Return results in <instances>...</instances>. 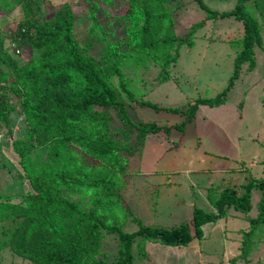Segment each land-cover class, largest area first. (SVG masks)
Listing matches in <instances>:
<instances>
[{
    "label": "trees",
    "instance_id": "obj_1",
    "mask_svg": "<svg viewBox=\"0 0 264 264\" xmlns=\"http://www.w3.org/2000/svg\"><path fill=\"white\" fill-rule=\"evenodd\" d=\"M98 1L101 0L89 6L91 18L100 10ZM171 1L121 0L126 6V13L122 17L127 18L138 9L142 13V25L133 33H124L127 44L122 48V53L118 43L110 47V51H104L103 65L96 66L82 57L83 44L78 43V37L73 32V15L68 5L51 17L39 20L36 0H0V8L15 5L23 8L25 19L18 25L14 40L21 53L28 49L29 55L25 64L19 66L4 51L0 35V122L7 125L13 110L5 93L9 89L21 99L23 111L33 123L34 133L27 145L16 143L14 147L20 162L28 168L25 176L34 193L25 195V204L12 217L0 212V222L8 218L23 221L21 231L15 230L8 241L0 242V251L9 247L16 256L36 264H107L103 258H98L103 255L102 236L115 234L119 256L112 264H132L135 243L142 258L145 257V242L186 247L194 239L202 238L203 225L224 217L226 207L241 213L250 211L252 186H247L241 196H237L235 191H224L215 203L218 209L216 214L195 209L192 218L176 228L144 226L137 219L134 222L139 228L133 233H124L114 226V223H118L112 214L114 207L123 209L115 193L120 189L119 179L124 176L127 158L141 151L149 135L160 131L168 134L172 129L184 132L195 119L200 106L217 107L224 104L227 92L239 78L242 65L249 63L252 71L255 68L254 50L263 48L257 9L252 4L255 0H236L232 9L222 12L212 9L204 0H195L205 13V18L192 24L183 36H177L173 30L171 11L167 8ZM227 18L242 24L243 37L236 41L242 49L234 58L233 74L223 91L213 98H198L182 108L140 102L142 107L155 112H171L184 119L169 127H159L150 122L135 123L129 117L124 102L119 100L120 91L134 100L131 91L121 80V67L128 64L137 67L154 59V63L162 61L165 66L162 71H165L177 62L183 46L194 47L193 38L207 21ZM122 19L119 18L120 21ZM95 25H98V21ZM103 32L105 35L106 32ZM166 49L170 51L160 59L159 50ZM127 50H130L129 54ZM114 78H118L116 85L112 83ZM5 83H9V86L6 87ZM33 104L34 110L31 107ZM109 109L114 110L125 128L123 133L126 139L123 141L122 137L124 154H120L122 147L118 141L110 137L108 122L112 119L106 113ZM44 146L47 153L42 160V155H34L33 152ZM38 167L41 169L37 171ZM51 170L54 173L49 177ZM258 188L262 190L263 198L258 207V217L250 220L249 233L260 222V226L264 227V180ZM86 190V195L91 196L87 212L83 197L78 206L69 201L70 196L80 198V194ZM34 203L43 205L45 211L38 215L33 210ZM53 203L56 206L50 207ZM67 209L71 210V214ZM11 210H14L12 206ZM59 215L65 219V229L47 228L48 220ZM245 239L244 251L247 249L246 243L250 242ZM240 256L245 258L246 254Z\"/></svg>",
    "mask_w": 264,
    "mask_h": 264
},
{
    "label": "rangeland",
    "instance_id": "obj_2",
    "mask_svg": "<svg viewBox=\"0 0 264 264\" xmlns=\"http://www.w3.org/2000/svg\"><path fill=\"white\" fill-rule=\"evenodd\" d=\"M96 1L36 0V11H38L37 18L44 20L54 15L63 6L68 5L73 15V32L78 37V43L83 44L81 47L82 49L84 48V52H81L82 57L93 62L96 66H102L105 50L110 51V47L119 43L118 48L120 49V53L123 52L122 48L127 44L124 42V33H133L140 29L142 25V13L138 9H135L131 16L124 18L122 16L126 13V6L121 3V0H112L111 2L101 0L97 2L100 8L99 12L96 11L93 15L94 18H91L88 9ZM204 1L209 7L219 12L232 9L236 2V0ZM263 2L264 0L252 2L253 6L257 9L256 17L261 28L263 40V48H255L254 50L255 68L251 71L248 67L249 63L243 64L239 78L226 94L224 104L214 108L205 106L209 110L214 109L213 112L206 109L199 111L197 118L192 124L186 126L184 132L172 129L168 134L160 131L148 136L162 138L169 142L168 145L172 147L169 150V158H171L173 151H178L179 159L182 163L187 159L193 160L197 168L204 169L200 172L201 178L204 177V171L206 170L205 174L208 176L205 175V177H207V182L210 183L201 186L200 189L204 188L205 195L208 193L211 200H215L214 197L218 199L223 190L228 191V189H221L225 184L222 185L223 182H221V171L234 169V173L235 171L244 172V170H240L244 165L247 173H252V175H248L250 177L249 181H253L254 183L258 181L261 175L262 164L260 162L264 158V146L263 148L260 147V142L264 141V107L260 105L258 96L264 101ZM249 5H251V2H249ZM167 8L171 11V17L174 22L173 30L177 36L185 35L192 24L205 18V13L199 9L195 0H172L167 4ZM119 18L123 19L120 21ZM24 19L25 13L20 5L3 6L0 8V35L3 38V49L9 53L19 66H23L29 58L28 49L27 51H23L22 54L16 47L14 40V33ZM96 21H98V25H95ZM102 30L106 32L105 35ZM242 37V24L233 18L207 21L205 26L196 32L193 38L194 47L188 48L183 46L179 50L177 62L168 66L165 71H162V67H165L162 61L154 63V59H150L144 65L137 67L129 64L123 65L121 67V80L126 84L127 89L131 91L134 100H130L123 91L119 93V100L124 102L129 117L135 123L150 122L155 123L159 127H169L179 124L184 118L178 114L163 111L155 112L151 108L142 107L139 103L147 101L159 107L182 108L198 98L215 97L227 86L229 78L233 74L234 58L242 49L236 41ZM97 38H100V40ZM110 41L113 42L109 43ZM169 51L167 49L164 51L159 50L158 57L160 59L164 58V55ZM129 52L130 50H127L126 53L129 54ZM117 82L118 78L112 80L114 85ZM4 85L8 87L9 83H5ZM5 93L7 102L12 106L13 110L9 114L7 125L0 122V212L12 217L13 213H17L19 207L24 203L25 195L27 193H34L29 180L25 176L28 168L27 166L24 167L20 162L21 159L18 157L14 147L16 143L22 146L27 145L33 138L34 133L33 123L28 119L26 112L23 111L21 99L9 89ZM241 106L244 108L242 113ZM31 107L34 110L35 104ZM29 108L30 105L27 106V110ZM98 110H101V108ZM106 113L112 119L108 122L110 137L116 139L121 145V154L125 147L122 142L125 128L114 110L109 109ZM240 119H242V125L239 121ZM248 128H252L248 136L241 135ZM181 135H184L182 147L179 150H174L177 148V142L182 139ZM125 139L124 137L123 141ZM171 139L176 141L171 143ZM133 140L134 137H132V142ZM262 145H264V142ZM143 148L144 145L141 151L127 158L128 165L124 176L119 179L120 189L115 193L118 195L123 209L118 210L114 207L112 214L116 216L114 219L118 221V223H114V226L124 233H133L138 230L139 227L133 222V219H137L145 226L153 228H176L190 219L191 215L188 216L187 214H192L193 209L189 207L192 200L199 207L197 193L189 192L188 187L176 190L170 189L171 192L167 196H164V200L159 204L157 203L158 200H156L157 191L151 190L147 194L149 197H145L144 193L141 198L139 197V192L137 191L142 188L140 187L141 184L148 182L149 179L140 170L143 162L141 154ZM46 153L47 147L45 146L36 148L33 152L34 155H42V160H44ZM253 156H256V158L254 159ZM199 158L202 159V162L197 164L196 160ZM251 161L253 165H251ZM40 169L38 167L37 171ZM257 170L258 172H256ZM53 173V170H51L49 177ZM142 176L143 178H141ZM193 177L195 182L199 184L203 182V180L199 179V172ZM158 178H161L160 175ZM152 179H157V177H153ZM215 183L218 185H216L218 189L214 186ZM155 185H159V183ZM211 186L214 187L211 188ZM219 189L220 191L222 190L221 193ZM152 192L153 195H151ZM259 192L261 190L254 185L250 199L251 211L247 212L250 215L258 211ZM86 193L87 190L82 192L80 198L78 196H70L69 201L78 206L83 197V205L86 207L87 212V208H90L91 196L86 195ZM175 196L179 200L174 204ZM188 196L191 200H189ZM141 199L148 201L146 202V209L141 208ZM165 202L164 211L159 213L162 204ZM176 203L180 204L178 208H181V212L176 207ZM11 206L14 208L13 211L11 210ZM49 206L54 207L56 205L53 203ZM173 207H176V209ZM43 208V205L34 203L33 210L37 211L38 215L45 211ZM202 210L207 212L208 208H202ZM66 211L71 214V210L67 209ZM227 212L228 210L224 216L227 215ZM229 212L235 215L240 213L234 208L230 209ZM22 222V219L19 218H8L1 221L0 242L8 241L10 234L15 230L21 231ZM229 222L230 219L227 220L226 226H228ZM242 224L243 222L235 220L230 230L226 231L227 236L229 237L232 233L237 235V229H241ZM260 224L261 222L255 228L257 234L254 235V242L258 244L255 253L245 258L238 255V260L233 264H237L238 262V264H264V227H261ZM46 227L49 229L56 228L57 230L65 229V219L62 215L51 218L48 220ZM220 230L216 232L211 231L208 233V238L201 240L199 243L201 252L203 250L209 252L211 259L217 262L222 258L225 259L223 251L227 240ZM103 233L105 235V232ZM233 234L232 236H234ZM116 236L115 234L102 236L101 252L103 255L98 258H103L107 264H112L119 256ZM135 244L133 245L134 261L132 264H145V260L138 254ZM240 245L242 246L241 243ZM234 246V248H231L232 251L236 250L237 245ZM153 258L156 259L155 264L175 263L171 260L166 261V263L165 259L167 260V257L164 255L161 257L153 256L150 260H153ZM0 264L36 263L16 256L7 247L0 251Z\"/></svg>",
    "mask_w": 264,
    "mask_h": 264
},
{
    "label": "crops",
    "instance_id": "obj_3",
    "mask_svg": "<svg viewBox=\"0 0 264 264\" xmlns=\"http://www.w3.org/2000/svg\"><path fill=\"white\" fill-rule=\"evenodd\" d=\"M258 100L260 101L259 102L260 105H262L264 107V101L262 100V98L258 96ZM242 106H241V113L244 109V108H242ZM203 109L209 110L205 106H200L197 110L196 115H195V119L197 118L198 112L203 111ZM213 110L214 109H210L209 111L213 112ZM194 120H193V122H194ZM241 120L242 119L239 120L240 123H241ZM192 123H190V124H192ZM190 124H188V125H190ZM241 125H242V123H241ZM251 130H252V128L251 129L248 128V129H246V132L242 133L241 135L248 136V133ZM249 135H251V134H249ZM183 137H184V135L183 136L181 135L182 139H180V141L177 142L178 143L177 148H175V149L173 148L174 150H179L182 147ZM171 140H172L171 143H174L176 141L174 139H171ZM263 142H260V147H262V148L264 146V145H262ZM168 143H169L168 141H165L162 138L160 139V138H157L154 136H151V137L147 136L146 139L144 140V148H143V151L141 153L143 162H142V166H140L141 167L140 170H141L142 174L145 173L144 176L145 175L148 176V178H149L148 182L150 181V183L146 182L144 184H141L140 187H142V188L139 191H137V192H139V197L141 198L143 193H144L145 197L148 196L147 194H149V192H151V190L157 191L158 194L156 196V200H158L157 203L159 204L164 200V196H167L171 192L170 189L176 190L179 188L188 187L189 192L197 193V196L199 199L198 200L199 207L193 203V200H192L191 204L189 205V207H191L193 209L192 214H187L188 216L191 215L190 219L192 218L195 209L202 210V208H208V211L205 213L216 214L218 212V209H217V206L215 205V203L219 198L217 199L216 197H214L215 200H211L210 195H208V193H206L207 195H205L204 188L200 189L201 186L207 185L208 183H210V182H207V177H205V175H207V174H205L206 170L204 171V177L201 178L202 175L200 174V172H202L203 168H197L194 164V161L191 159H187L184 161V163H182L181 160L179 159L178 151H173L171 158H169L168 157L169 150H171L172 147H171V145H168ZM253 158L255 159L256 156H253ZM196 162H197V164H200V162H202V159L199 158L196 160ZM260 163L262 164L261 175L258 178V181L256 183H254L253 181H249L250 177H248V175L249 174L252 175V173H247V169L244 165L240 169V170H244V172L235 171V173H234L233 172L234 169L221 171L222 172V174H221L222 181L221 182H223L222 185L225 183L223 185V188H221V189H228V191H235L237 193V196H241L245 193L247 186H252V189H251V192H252L254 185L258 188L260 185L259 180H261V181L264 180V171H263V169H264V158ZM202 165H203V163H202ZM251 165H253V162L251 163ZM141 172H140V174H141ZM198 172H199V176H200L199 179L201 181L203 180V182L200 184L198 182H195L194 177H193L196 174H198ZM256 172H258V170ZM159 175L161 178H158ZM153 177H157V179H152ZM141 178H143V176ZM157 183H159V185H155ZM216 185L217 184L215 183L214 186H216ZM214 186H211V188H213ZM217 186H216V188L218 189ZM259 190H261V189L259 188ZM219 191H220V189H219ZM221 191H220V193H221ZM223 192H224V190L222 191V193ZM221 194H220V196H221ZM151 195H153V192L151 193ZM188 198H189V200H191V198L189 196H188ZM262 198H263V193L261 190V192H259V197H258V200H260L258 203V207H259V204H260ZM250 199H251V194H250ZM178 200L179 199L178 198L176 199V196H175L174 204H175V202H178ZM146 202H148V201H146V200L144 201L142 199L140 200L141 208L146 209V207H145ZM165 204H166V202L162 204L161 211L159 213H162V211H164ZM176 204H177L176 207L178 208L180 204H178V203H176ZM133 207H134V205H133ZM176 207H173V208L176 209ZM178 209L180 212L182 211L181 208H178ZM226 209L228 210L226 216L219 218L215 222H210V223L203 225L202 226V238L201 239H194L186 247H181V246L170 247V246H163V245H161L162 246L161 247V246H159L160 244H157V243H151V242L143 243V250L145 253V257H144L145 264H150V262H151V264H155L156 259L153 258V260H150V258H152L153 256H155V257L160 256L161 257L162 255L167 257V260L164 258L165 262L171 260V261H174L175 263L177 262L176 264H217V263L218 264H233L234 262L236 263V261L238 260V257H237L238 255H242V254L243 255L246 254V256L253 255V253H255V250L258 247V244L256 242H254V239H255L254 235L257 234V230L255 229L254 231H251V233H249V230L251 228L250 220L257 218L259 212L255 211L254 214H251V215H250V213H241L240 212L238 215H235L232 212L231 213L229 212V210L232 209V207L231 208L226 207L225 210ZM158 211H159V209H158ZM169 211H170V209H169ZM250 211H251V209H250ZM230 214H233V215H230ZM123 219H125V218H123ZM229 219H230V222H229L228 226H226L227 220H229ZM133 220H135V219H133ZM235 220L243 222L242 227H241V229H237L238 230L237 235L232 233L234 236H232V234H231L228 237L226 234V231L230 230V228L232 227ZM188 221H186V222H188ZM186 222H184V223H186ZM142 225H144V224H142ZM217 230H220V232L224 236V238L227 239L226 243H225L224 251H223V255H225V259L222 258L221 260H219V262H217L214 259H211V255L209 252H206L205 250H203V252H201L202 250H201L200 245H199L201 240H203V239L205 240L208 238V236H209L208 233H210L211 231L216 232ZM245 238L249 239L250 242L246 243L247 249L244 251L243 248H244V244H245L244 242L246 240ZM240 241H242V242H240ZM240 243L242 244L243 247L240 245ZM234 245H237V247H236V250L232 251L231 248H234L235 247ZM175 263H173V264H175Z\"/></svg>",
    "mask_w": 264,
    "mask_h": 264
}]
</instances>
